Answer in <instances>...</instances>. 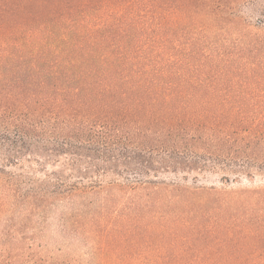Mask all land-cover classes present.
<instances>
[{"label":"trees","instance_id":"1","mask_svg":"<svg viewBox=\"0 0 264 264\" xmlns=\"http://www.w3.org/2000/svg\"><path fill=\"white\" fill-rule=\"evenodd\" d=\"M253 1L0 0V264H264Z\"/></svg>","mask_w":264,"mask_h":264},{"label":"rangeland","instance_id":"2","mask_svg":"<svg viewBox=\"0 0 264 264\" xmlns=\"http://www.w3.org/2000/svg\"><path fill=\"white\" fill-rule=\"evenodd\" d=\"M263 3H264V1H263ZM262 2H258V1H256V2H254L253 1V3L251 4V3H244V4H242L240 7H239V14H240V16L241 17H243L244 19H246V20H248V21H256L257 20V18H262V20L264 21V13L261 15L260 13H258V14H260L261 15V17H260V15H258V14H256V13H252L251 12V9H256L255 8V6H259V7H263L264 6V4H263ZM253 6V8H251ZM262 11L264 10V7L261 9ZM256 11V10H255ZM254 11V12H255ZM201 182H207V183H211V182H213V180H211V179H207V180H205V179H203ZM264 187V180H257L256 182H255V184H252V185H250V184H247V183H243V184H240V185H235V186H233L232 188H234V189H244V188H249V189H251V190H253V189H258V188H263ZM138 235V232H136L135 233V237ZM153 242L155 243V244H163V242L162 243H160L159 241H157V240H153ZM127 243H128V240H127ZM138 244V243H137ZM140 244H142V242H140Z\"/></svg>","mask_w":264,"mask_h":264}]
</instances>
